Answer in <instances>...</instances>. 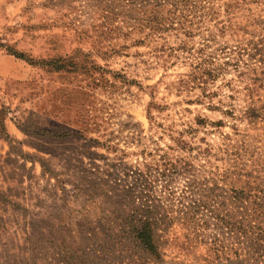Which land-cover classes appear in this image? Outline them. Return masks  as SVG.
<instances>
[{"label":"rangeland","instance_id":"rangeland-1","mask_svg":"<svg viewBox=\"0 0 264 264\" xmlns=\"http://www.w3.org/2000/svg\"><path fill=\"white\" fill-rule=\"evenodd\" d=\"M160 1L0 0V264H264V111L246 118L245 83L200 86L169 49L262 43L264 0L201 1L194 33L149 23ZM206 148L223 158L206 174L216 198H192L191 227L175 198H132L134 172L152 168L159 193L164 161L199 167ZM150 226L158 256L136 245Z\"/></svg>","mask_w":264,"mask_h":264},{"label":"trees","instance_id":"trees-1","mask_svg":"<svg viewBox=\"0 0 264 264\" xmlns=\"http://www.w3.org/2000/svg\"><path fill=\"white\" fill-rule=\"evenodd\" d=\"M163 1H160L159 6L155 9L157 16L152 17V11L150 10V15L147 17V21L159 30L183 29L185 33H192V31L194 33V29L201 28L202 23H198L202 21L204 15L205 17L208 16L209 10L206 9V6L200 7L199 5L201 1L207 2L208 0ZM167 4H171L172 7H167ZM139 10L141 9L139 8ZM121 12L122 11H119L116 8H111L109 10V15L106 17L113 20ZM124 16L127 17L128 15L124 14ZM186 22H188V27H192V31L185 29L186 27H184V24ZM119 29L120 28H117L116 30ZM220 30H223V28ZM203 39L200 48L195 50L192 49L183 39L180 40L176 47L171 46L169 49L171 51H176L178 55L185 54L187 57L194 60L195 75L193 77V82L200 86L207 85L210 81L214 82L220 77L225 81L224 86H227L230 90L234 89V83L237 81L245 83L244 90L251 92L248 93L247 97V99H250L249 102L251 103L241 111L243 116L249 118L251 121L259 119L260 116H263L262 111H264V38L260 40L261 42L263 41L262 43L252 42L250 40L246 42L238 41L236 44L230 46L219 45L210 51L208 50L211 49L213 42L215 41L214 36ZM227 74H232L234 76L230 79L226 78L225 80ZM247 80H252L256 84L251 86L248 84ZM261 92L262 94H260ZM255 95H260L262 97L257 99L260 104H257V101H255ZM229 97L232 98L233 96L230 94ZM232 110H234V108L225 113L231 115L233 112ZM245 145L250 146V144H247L246 142ZM183 147L184 146L182 145L181 148ZM228 147L229 145H226L223 150L219 148L218 151L221 152L222 150V153L224 152L223 154H226L227 158L233 155H238V153H230ZM185 148L187 147H184L183 149ZM255 148L259 149L260 147L255 146ZM200 155L208 159L206 162H203L206 164L201 163L199 164V167L194 166L193 160H188V158H181L180 160L175 161H164L162 164L163 170L158 171L159 178L161 177V189L159 190V193H157L158 180H153L149 176L152 168H148L146 172H134L135 182L132 187H130V192L139 188V196H132V198H175L180 206V208H178L180 213L178 219L187 227H191L194 217V208L196 206H202L204 202L203 200H193L192 198H216V196L210 194V190L207 187L208 178L206 174L209 172L208 168L212 167L210 165V156L212 155L216 160H223V158H219L217 153L211 154V151L207 148L204 149ZM233 166H237V161L233 162ZM197 169L202 172L204 175L203 177H196ZM181 173H193L194 177L191 180H188L186 187L183 188L180 193H176V191L171 190L172 188H170V184ZM152 182L155 183L152 184ZM147 212H150L148 205L145 210V213ZM147 224L150 225L148 221ZM152 234L151 226L149 229L145 228V231L137 236L136 239L138 242H136V245L151 255L158 256V244L153 240Z\"/></svg>","mask_w":264,"mask_h":264}]
</instances>
